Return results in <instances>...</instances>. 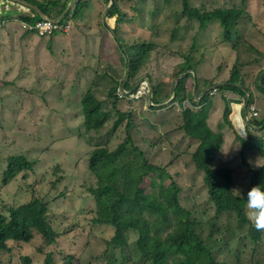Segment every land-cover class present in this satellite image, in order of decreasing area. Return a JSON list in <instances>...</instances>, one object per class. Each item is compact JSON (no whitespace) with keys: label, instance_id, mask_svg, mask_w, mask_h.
<instances>
[{"label":"trees","instance_id":"trees-1","mask_svg":"<svg viewBox=\"0 0 264 264\" xmlns=\"http://www.w3.org/2000/svg\"><path fill=\"white\" fill-rule=\"evenodd\" d=\"M20 1L37 7V11L49 17L57 18L72 2ZM140 1H114L113 6L118 15L114 37L118 40L117 50L122 62L113 65L108 62L105 66L100 63L93 85L81 101L83 123L79 138L91 148L87 154V167L94 177L93 182L88 183L90 195L96 205V210H91L95 215L93 221L114 228V235L106 240V243L109 247L114 245L119 249V259L122 263L226 264L218 260L213 247L208 245V240L203 237L201 218L195 217L191 211L181 206V187L176 180L165 167L159 166L151 159V154H146L135 142L132 134L134 113L132 109L124 110L120 105L117 89L121 84L120 80L126 75L128 79L125 88H131L140 76L149 75L154 84L153 102L157 104L164 99L163 96L170 97L165 94V86L169 80H175L179 73L187 72L188 68L199 71L204 61V58L191 55L192 49L185 54L184 51H175L152 41L129 43L122 30V25L129 18L122 5L132 3L140 8ZM205 1L165 0L168 14L178 12L184 16L185 22H178L174 32L191 21H195L200 30L217 23L223 30L224 40L233 42V31L247 16L251 18L245 8L247 0H240L239 3L228 1L224 6L216 7L206 4ZM174 3L177 6L176 11L172 9ZM84 6V0H79L67 13L66 18H80L84 14ZM31 14L33 17H20V20L26 23L39 20L36 11H31ZM192 77L190 73L179 79L174 100L182 105L186 98H189L195 105L202 107L198 111L189 108L183 110L184 122L178 127L184 128L197 140L196 149L191 155L197 169L205 172L210 196L216 204V214L233 213L242 226L244 223L248 225L243 237H247L253 247L255 259L252 264H264L263 233L255 230L247 218L245 193H239L233 187L237 183L236 175L244 171L241 156L253 149L260 158L256 159L258 165L251 167L255 175H252L250 186L260 185L264 189V147L260 143L257 144L253 134H250L249 141L245 140L235 130L229 118L230 104L233 99L245 97L249 78L241 74L235 63L232 74L221 86L229 89L228 96L223 92L213 97L206 94L197 101L193 95ZM151 108L158 109L157 105H151ZM122 127L125 137L112 150L111 144L119 137L118 131ZM7 163L8 167L2 171L0 181L4 186H8L24 172L23 180L27 181L30 176L28 171H33L38 164L37 159L27 156L7 158ZM171 164L173 163L170 162L166 166ZM244 165L250 167L246 163ZM57 184L64 188L75 185L73 181H65V174L60 172L57 179L50 184L49 191H40L38 197L35 190V195L30 201L8 208V216L5 213L0 214V250L13 252L15 247L31 243L38 236L42 240L38 252L45 255L44 264H56L54 253L45 252V249L57 244L61 236L70 232L57 231L49 218L50 208L46 198L54 189L55 192L59 190ZM24 187L29 189L28 186ZM130 230L139 235L134 244L130 243L126 233ZM24 261L25 264L32 263L30 257H25ZM112 262L116 264V261ZM63 264H75L74 255L64 254Z\"/></svg>","mask_w":264,"mask_h":264},{"label":"rangeland","instance_id":"rangeland-1","mask_svg":"<svg viewBox=\"0 0 264 264\" xmlns=\"http://www.w3.org/2000/svg\"><path fill=\"white\" fill-rule=\"evenodd\" d=\"M228 1L240 2L206 0L205 3L216 7L224 6ZM4 2L11 5L8 0ZM172 9L177 10L176 3L172 4ZM246 10L251 18L246 17L238 32L244 38L242 46L233 47L228 43H220V40L224 42L223 32L214 24L206 30H200L196 22L191 21L174 33L176 24L185 22L184 16L178 12L175 15L168 14L165 0H141L140 8L129 5L126 14L131 21L122 25L123 35L129 43L148 40L173 50L182 51L183 48L185 54L192 49L191 55L194 54L195 58H198V52L206 47L212 56L206 60L203 72L210 76L222 65L221 80L230 76L231 68L237 59L243 63L241 71L249 78L248 85H251L264 68V2L247 0ZM7 11L4 5L0 6V18L4 17L3 13ZM70 22L74 30L65 37H59L61 44L52 48L53 53L57 55L55 58L52 52L48 51L47 65L52 67L46 71V75L50 76L49 74L60 66L59 75L56 77L65 76L63 83L66 85L61 83L60 78L54 80L56 77L47 78L44 74L39 78L28 77L21 69L13 68V62L16 67L21 66L20 57H24L28 52L26 46L29 43L22 41L24 37L15 23L10 22L8 29L0 26V181L2 171L8 167L7 158L12 151L17 150L30 159H37L38 162L33 171H28L30 176L27 181L23 180L24 172L8 186L0 183V208L2 205L26 201L35 195V190L38 192L36 195L40 197V191H49L50 184L62 172L65 174V181H73L75 185L64 188L57 184L59 190L55 192L54 189L49 193L46 201L49 202L50 219L60 232L70 228L77 231H70L46 251L54 252L59 264H62V253H71L77 259L79 257L81 264H115L112 261L124 264L119 259L118 250L114 247L108 248L104 244L105 239L112 237L114 229L93 225L91 217H87L91 215L88 211L93 200L88 183H92L94 177L87 167V154L91 148L79 138L83 123L81 101L93 85L99 66L97 57L106 58L105 62H100L105 66L108 62L111 65L121 63V56L117 50V42L110 37L107 40V52H103V55H100L101 51L99 54L93 52L89 58L86 56L88 60H93L91 71H73L70 60L60 61L65 59L63 50L66 47L67 54L74 57H78L83 50H93L99 38V32L96 36L93 29L97 30L96 27L102 26L103 21L100 18H88L84 30L78 28L82 25L78 19H72ZM101 26L98 29H101ZM5 33L11 37L6 36L8 42ZM240 43L238 38L237 44ZM40 48H36L39 53ZM49 49L51 50V47ZM84 61L81 62L83 67L86 66ZM18 75L20 79L17 81ZM21 75L25 78L22 79ZM172 81L168 83V91H171ZM52 83L54 84L49 87H43ZM55 85L60 86L56 88ZM187 105L191 106L187 103L184 107H188ZM121 107L124 110L132 109L134 113L132 134L135 142L145 146L147 150H152L153 160L158 165L173 162L167 168L184 189L181 202L184 207L202 212L203 217L200 218L205 221L202 227L214 234L210 244L216 250L219 260L226 264H252L255 259L253 247L247 237H243V232L248 226L238 228V220L234 214L214 219L215 211L204 184V172L197 169L191 155L196 149V140L175 126L183 120L177 114L165 112L166 110L159 113L148 110L145 103L141 102H121ZM123 127L118 131L119 137L111 144L112 150L125 137ZM242 177L235 189L246 195L249 190L247 177ZM56 197L59 199L52 201ZM65 200L68 202H64ZM128 236L132 242L137 239L136 233L130 232ZM262 242L264 243V237ZM40 244L41 239L36 236L30 244L23 246L24 253L35 258L32 264H44V256L37 254ZM0 264H11L9 253L0 250Z\"/></svg>","mask_w":264,"mask_h":264},{"label":"clouds","instance_id":"clouds-1","mask_svg":"<svg viewBox=\"0 0 264 264\" xmlns=\"http://www.w3.org/2000/svg\"><path fill=\"white\" fill-rule=\"evenodd\" d=\"M8 1H9V3L11 5H6L4 0H0V6L4 5L5 9L8 10L7 12L3 13V14H5L4 17H2L3 19L0 18V21H1L0 22V26L1 27H6L8 29L9 23L13 22V23H15L18 26L19 31H20V33H22V36L24 37V39L26 37H31L32 36L33 38H36V39H38L40 41H47V42H44V43H45L48 51H51L52 55L54 57L52 46H50L49 43H50V41L52 40L53 37H55L57 35H60V34H65V35H61L62 37H65V36H67L68 34H70L74 30V28L72 27L71 22H70L73 19V17L70 16V17L66 18V15H67V13L70 10H72L77 5L79 0H72V2L68 5L67 9L65 10L66 13L64 12L58 18L55 17V16L49 17V16L41 13L40 11H37V7H35V6L31 5V4L28 5L27 3L22 2L20 0H18L19 1L18 3L13 2L11 0H8ZM45 1H47V0H45ZM114 1L115 0H84V3H85V6L83 8L84 14L80 18H77L78 21L82 23V25L80 27H78V28L81 29V30H84L85 24L87 22V20H84L85 11H86L87 7L91 6L92 3H97V4H99V7H100L101 19L103 21V25L104 26L103 25L102 26L98 25L96 27L97 30L93 29V31L95 32V35L96 36L98 35V28L101 26V28L103 27V30H104L103 31V35H104V33H106L108 35V38L112 37L117 42L118 40L115 39V37H114V34H115L114 30L116 29L118 15H117V12H116V10H115V8L113 6L114 5ZM258 1L264 2V0H258ZM74 2H75V4H74ZM131 4L132 3H126V5H123L122 8L126 11L127 8L129 7V5L131 7H133L134 4H132V5ZM31 11H33V12L36 11V14L39 17V20H35L33 23L22 22L20 20V17H31L32 16ZM175 14L176 13H174V15ZM245 19H243L240 22V24L237 27V29H235L233 31V38H234L233 42H227L225 40H224V42H222L221 40L219 42L220 43L231 44L233 47L242 46L243 43H244V38L240 34H238V32L240 31V29H241L240 27H241L242 23L245 21ZM130 21H131L130 19L127 20V22H130ZM45 22L50 23L52 25L50 33H47V34H44V35H40V33L38 31H36V30L30 31V30H26L25 29L26 27H34L37 24H42V23H45ZM214 25L219 26V24H217V23H215ZM209 26H211V25H208V27ZM122 30H123V27H122ZM178 30L176 32H174V33H177ZM173 31H174V29H173ZM220 31L223 32L221 27H220ZM238 38H240V40H241L240 44H237ZM103 39L104 38L102 36L101 37V43L103 42ZM223 39H224V34H223ZM20 40H22V39H20ZM145 41H148V40H145ZM118 45L119 44L117 42V46ZM50 47H51V50L49 49ZM108 47H109V45L107 44V48L104 49V52H107ZM64 51L65 50H63V52ZM182 51H184L183 48H182ZM93 52H97L96 46H94V49L91 51V53H89L87 51H83L81 56H82V59L85 60L84 63L86 62V64H87V62L89 61V62H91L93 64V60H88L89 56ZM64 55H65V59H66L65 62H68L69 61L68 57L66 56V54H64ZM86 56L88 58H86ZM193 56L195 57L194 54H193ZM198 56H199L198 58H200V57L204 58V61L202 62V69L197 71V70L188 68L187 72L185 71V72L179 73V75L176 77L175 80L172 79L173 81L172 80L168 81V78L166 79V81H168V83L170 81H172V85L170 87L171 91L167 90L168 83L165 86V94L167 96L170 95L169 98L168 97L165 98V96H163L164 99L161 102H159L157 104H154V102H153L154 84H153L150 76L147 75V74H144V75L139 77V79L135 82V84L131 88H125V83H126V81L128 79V77L126 75V77H124V78H122L120 80L121 84H120V86L117 89V93H118V95L120 97V101L121 102H126V103L127 102H132V101L134 103H140L141 102V103H145V105L148 108V110H151L153 112L159 113V111L163 112L162 110H166L165 112H172L174 114H177L181 118V120H183L182 122H177V124H175V126L178 127L180 124H182L184 122L183 114H182L183 110L189 108L192 111H198L202 107V105H195L192 102V99H189V98H186V100L183 102L182 105H179L178 102L174 100L175 97H176L175 87L177 86L180 78H182V77H184V76H186V75H188L190 73L192 74V76H193L192 77L193 95H194V98L197 101H200L206 94H209L210 97H213V96H216L218 93L223 92V93H225L228 96L229 89L221 87V86L224 85V83H226L227 79L230 77L229 76L227 79H223V80L220 79L223 66L220 65L217 68V71L214 74L208 76V75H206L203 72V66H204L206 60L209 57H211L212 55L208 52V48L204 47L202 49V51L198 52ZM97 61H99V64H100V62H102V61L105 62L106 58L103 57V56H100V59H98V57H97ZM235 63L238 65V68H239V71L241 72V74H243V72L241 71L243 66H244L243 63L238 62L237 59H235L234 64ZM234 64H233V66H234ZM129 65H130V61L128 59V67H127L128 71L130 69ZM233 66L231 68V74H232ZM217 74H219V75L216 76ZM203 76H207V78L204 79ZM46 77L47 78H53V77H50V76H46ZM64 78H65V76L60 77L62 84H64L63 83V79ZM19 79H20V76L18 75L17 81ZM57 79H58V77H56L54 80H57ZM263 79H264V68L259 72V74L256 77V79L253 80L252 84L247 86V88L245 90L246 91L245 97H241V98H238V99H233V101L230 104L231 112H230V115H229V118H230L235 130L243 138H245V140L249 141L250 134H253L254 135V140L257 142V144L260 143L262 145V147H264V122H262L264 120V84H262V80ZM53 84L54 83L45 84L43 87H49V86H51ZM187 103H189L191 106L187 105L188 107H186V106L184 107V105H186ZM151 105H157L158 109H152ZM235 106H239L237 114H236L237 110L235 109ZM153 128H155V126H153ZM178 128L183 129L185 131L184 128H181V127H178ZM196 142H197V140H196ZM138 145L145 151L146 154H151V159L153 160L154 152L153 151L151 152L150 150H147L145 146H142L140 144H138ZM263 152H264V149H263ZM22 156H26V155H22L17 150H15V151H12L10 153L8 158L9 159L14 158V157L15 158H21ZM259 158H260V156L257 153H255L253 151V149L249 150L245 155L241 156V163H242V165L244 167V171L240 175H236L235 181H237V183L235 185L237 186V185L240 184V182H241V180L243 178L242 176L247 177V183H248V188H249V190L246 193V201H247L246 202V214H247V218H248V220L250 221L251 225L253 226V228L255 230L262 231V233H263L262 237H263L264 236V189H262L260 187V185H254L252 187L250 186V181H251L252 175H255V171L251 167H252V165H254V166L258 165L257 162H256V159H259ZM155 163L157 164V162H155ZM244 163H246L250 167L244 165ZM159 166L165 167L168 170L166 165H159ZM199 171L204 172L202 170H199ZM169 173L172 175V173L170 171H169ZM204 175H205V172H204ZM173 178L175 179V176H173ZM176 182L181 187V192L179 193V197H180V204H181V206H183V204L181 202V199H182V194L184 192V189L182 188V186L179 184L178 181H176ZM204 184L207 187L208 196H209L210 201L212 202V205L214 207V211H215V218L214 219L216 220V219H218V218H220L222 216H225V215H230L231 216L233 213H230V214L223 213L221 215H217L216 214V208H215L216 204H215L214 200L212 199V197L210 196L209 185L205 181V178H204ZM235 185L233 186L234 189H235ZM31 198H28L26 201H24L22 203H18V204L15 203V204H12V205H8V204L7 205H2L1 208H0V214L1 213H5V215L8 216L9 215L8 214V208H10L12 206H15V205L25 204L28 201H30ZM62 198H65V197H62ZM91 198L93 199L92 200V206H91V208L88 211V212H90L91 215H87V217H91V221H92L93 225L95 224V225H99V226H106V227L113 228L110 225L101 224V223L93 221V218L95 217V215L91 213V210H96V205H95L94 198L93 197H91ZM57 199H59V198L56 197L52 201H56ZM69 200H71V199H69ZM64 202L67 203L68 200H65ZM48 206H49V202H48ZM184 208L188 209L189 211H191L194 214L195 217H197V216L199 218L201 216L203 217L202 212H200L198 210H194V209L189 208L187 206L184 207ZM49 218H50V215H49ZM202 219L203 218H201V220ZM50 221H51V219H50ZM202 222H203V224H202V226H203L205 224V221L202 220ZM52 224H53V222H52ZM66 225H68V224H66ZM244 226H248V225H246V223H244ZM241 227H242V225L240 224V222L238 220V228H241ZM55 229L57 231H59L56 227H55ZM203 229H204L203 237L208 240V243H209L208 245L212 246L210 244V240L212 239L214 234L209 232V231H207L205 228H203ZM68 230L69 231H77V229H71V228L67 229L66 231H68ZM130 232L136 233L137 234V239H138V237H139L138 233L135 232V231H132V230L126 232L127 236L129 235ZM241 232H243V231H240V233ZM114 233H115V230H114ZM114 233H113V235H114ZM243 233H245V232H243ZM61 237H63V236H61ZM61 237L59 238V240L61 239ZM106 240H108V239L104 240V244L109 248V246L106 243ZM136 240L134 242H132L130 240V243L134 244L136 242ZM41 242H42V240H41ZM28 244H30V243H28ZM25 245H26V243H23L21 247H15L13 252L2 251V250L1 251L10 254L11 264H25L26 263L24 261L25 257H28V258L30 257L32 262L35 261L34 257H31V256H29V255L24 253L25 248L23 246H25ZM110 247L116 248L114 245H111ZM40 248L41 247L39 245L38 248H37V251H39ZM117 250L119 252V249H117ZM45 252H47L46 249H45ZM214 253L217 255L216 250H214ZM37 254H39L41 256H44V260H45V255L43 253L39 252ZM62 254L64 255L65 253H62ZM69 254H71V253H69ZM54 255H55V253H54ZM263 256H264V246H263ZM217 257H218V255H217ZM74 258H75V264H81V262L78 260L79 257L77 259L75 257V255H74ZM55 259H56L55 263L59 264V262L57 261L56 256H55ZM218 260H219V257H218ZM220 262H222V261H220ZM29 264H32V263H29ZM62 264H63V258H62ZM124 264H126V263L124 262Z\"/></svg>","mask_w":264,"mask_h":264},{"label":"crops","instance_id":"crops-1","mask_svg":"<svg viewBox=\"0 0 264 264\" xmlns=\"http://www.w3.org/2000/svg\"><path fill=\"white\" fill-rule=\"evenodd\" d=\"M88 18H90V19L95 18L96 20H99V18L101 19L99 4L92 3L91 6L87 7V9L85 11L84 20H87ZM103 31H104L103 27L101 29H98L99 38H98L97 43H96L97 53L99 54V52L101 51L100 55H103L104 49L107 48V44H108L107 43L108 35L106 33H104V35H103ZM4 36H5V39H6V36L10 37V35L6 34V33ZM17 36H15V37H17ZM102 36L104 39H103V42L101 43V37ZM59 37H62V36L57 35V36L53 37L52 40L50 41L49 44H50V46H52V48H53V46H58L59 44H61V42L59 41ZM6 41L8 42V39H6ZM22 41L29 43V45L26 46L28 48V52L26 53V55L24 57H20L21 58V66L20 67H16L15 62L12 63V67L21 69V71L24 72L26 74V76H28V77L36 76V78H39L41 74L46 75V71L51 69L52 65L51 66L47 65L48 49H47L45 43H41V42L37 41L32 36L26 37ZM39 46L41 47L40 53H39V50H36V48ZM64 50H65L64 54H66V56L68 57V60H70L72 62L73 71L74 70H75V72H78L79 70L84 71V69H86L87 71H91V67H92L91 62L88 61L85 67L82 66L81 62L83 59H82L81 55H82L84 50L80 52V55H78V57L68 55L66 47ZM91 51H92V49L88 50L89 53H91ZM68 52L70 53V49L68 50ZM55 56H57V55L54 54V57ZM50 60H52V59H50ZM53 60H55V59H53ZM60 61L65 62L66 59H63ZM59 71H60V66H57L56 71L49 74L50 77L58 76ZM33 74H35V75H33ZM21 78L24 79L25 78L24 75H21ZM58 78H60V77H58ZM21 84H23L22 81H21ZM63 85H66V84L64 83ZM59 86L60 85L55 86V87L58 88ZM31 87H28V88L30 89Z\"/></svg>","mask_w":264,"mask_h":264},{"label":"built area","instance_id":"built-area-1","mask_svg":"<svg viewBox=\"0 0 264 264\" xmlns=\"http://www.w3.org/2000/svg\"><path fill=\"white\" fill-rule=\"evenodd\" d=\"M51 28H52V25L50 23L45 22L42 24H37L34 27H26L25 29L30 30V31L36 30L40 33V35H44V34L50 33Z\"/></svg>","mask_w":264,"mask_h":264},{"label":"water","instance_id":"water-1","mask_svg":"<svg viewBox=\"0 0 264 264\" xmlns=\"http://www.w3.org/2000/svg\"><path fill=\"white\" fill-rule=\"evenodd\" d=\"M11 1L16 2V3L19 2L18 0H11ZM74 4H75V2H74ZM74 4H73V5H74ZM24 5H25V4H24ZM73 5H72V6H73ZM67 11H68V10H67ZM65 13H66V12H65Z\"/></svg>","mask_w":264,"mask_h":264},{"label":"bare ground","instance_id":"bare-ground-1","mask_svg":"<svg viewBox=\"0 0 264 264\" xmlns=\"http://www.w3.org/2000/svg\"><path fill=\"white\" fill-rule=\"evenodd\" d=\"M22 82H23V80H22ZM238 107H239V106H235V109L237 110L236 114L238 113Z\"/></svg>","mask_w":264,"mask_h":264}]
</instances>
